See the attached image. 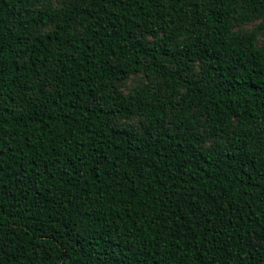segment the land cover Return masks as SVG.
Masks as SVG:
<instances>
[{
    "label": "trees",
    "instance_id": "16d2710c",
    "mask_svg": "<svg viewBox=\"0 0 264 264\" xmlns=\"http://www.w3.org/2000/svg\"><path fill=\"white\" fill-rule=\"evenodd\" d=\"M0 264H264V0H0Z\"/></svg>",
    "mask_w": 264,
    "mask_h": 264
},
{
    "label": "rangeland",
    "instance_id": "374dc122",
    "mask_svg": "<svg viewBox=\"0 0 264 264\" xmlns=\"http://www.w3.org/2000/svg\"><path fill=\"white\" fill-rule=\"evenodd\" d=\"M250 27V26H249ZM133 83H134V81H133ZM129 84V83H128ZM128 86H130V84L128 85Z\"/></svg>",
    "mask_w": 264,
    "mask_h": 264
}]
</instances>
